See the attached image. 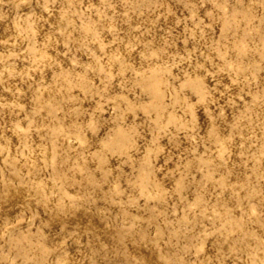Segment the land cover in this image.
Returning a JSON list of instances; mask_svg holds the SVG:
<instances>
[{"label":"rangeland","instance_id":"1","mask_svg":"<svg viewBox=\"0 0 264 264\" xmlns=\"http://www.w3.org/2000/svg\"><path fill=\"white\" fill-rule=\"evenodd\" d=\"M112 7L110 0H61L45 10L37 7L35 0L30 3L14 0L3 9L0 146L7 151L0 161L15 156L17 151L31 155L28 166L36 169L39 176L36 183L44 184L47 180L48 187L54 182L65 184L66 197L75 200L78 195L87 194L86 184H98L99 180L87 168V153L81 151L87 137L72 117L90 113L87 119L91 125V114H97L98 109L108 118L125 101L134 107L133 97L120 87V77L131 76L130 70L137 73L138 83L150 94H155L166 73L178 76L183 70L188 77L184 86L194 94L206 95L208 90H214L212 98L218 103L209 111L213 115L224 111L228 117L224 122L226 129L215 124L209 127L208 136L215 142L202 143L195 159L186 158L190 145L183 140L180 118H173L176 131L166 127L160 141L169 157L175 158V163L169 166L174 183L166 186L159 176L145 168L138 181L144 197L121 199L122 189L117 185L116 192L109 196L110 206L96 208L98 222L113 232L115 226L124 222L147 220L151 224L163 218L170 224L173 221L167 219L166 208L151 217L137 216L130 209L137 205L147 208L149 204L155 208L157 202H166L169 194L175 192L186 205L173 213L180 220L193 226L212 220L229 230L239 227L247 231L244 213L250 214L253 208L258 214L264 213V132L260 130L264 127L260 124L264 121V100H259L258 94H248L247 89L241 100L239 93L233 91L238 84L233 80L240 70L249 68L248 45L243 39L229 42L232 19L221 12V0H208L203 5L200 0H160L150 6L151 10L125 3L121 6L124 11L133 10L123 18L114 16ZM149 32L151 35H146ZM209 33L214 34V40ZM129 52L131 59L126 55ZM148 55L153 59L160 56L161 62L143 60V71L152 79L142 80L141 63L134 61ZM193 66L207 68V79ZM260 75L264 77V72ZM249 116L255 123L249 121ZM129 119L133 117L129 115ZM196 120L204 122L202 111L196 113ZM233 133L238 135L233 138ZM241 137L248 143L243 145L244 151L234 155L233 146ZM173 144L177 149L183 148V152L171 150L169 145ZM224 149L227 151L222 169L219 158ZM41 156L52 164L48 169L53 173L51 177L40 171L45 164L44 159H37ZM73 159L83 162L75 164L79 171L69 177L60 169ZM106 162L99 161V170H103ZM159 163L162 159H158ZM193 163L198 165V174L192 173ZM190 174L196 181L195 188L189 183ZM108 176L105 172V180ZM69 180L81 185L84 192L71 191ZM79 211L77 208L72 215ZM260 219L264 221V216ZM157 257L160 264H171L167 254L160 255L158 251L153 260ZM201 264H220L217 252L205 246Z\"/></svg>","mask_w":264,"mask_h":264},{"label":"clouds","instance_id":"2","mask_svg":"<svg viewBox=\"0 0 264 264\" xmlns=\"http://www.w3.org/2000/svg\"><path fill=\"white\" fill-rule=\"evenodd\" d=\"M20 2L30 3V0ZM60 2L35 0L37 7L45 10ZM110 2L113 15L123 18L133 10L129 8L124 11L121 6L125 3L139 4L151 10L150 6L159 4L160 0ZM200 2L203 5L208 0ZM13 3L14 0H0V19H3V9ZM117 8H121V12H117ZM221 12L232 19L229 42L237 43L243 39L248 45L246 62L249 68L240 70L238 78L233 80L234 84L238 81L233 91L239 93L241 100L245 98V89L248 94H258L259 100H264V77L260 75L264 72V0H221ZM205 14L207 18V9ZM209 35L215 39L213 33ZM126 55L131 59L130 52ZM143 60L161 62V57L153 59L148 55L134 61L141 63L139 79L151 80L152 77L143 71ZM193 68L207 79V68ZM130 71L131 76L120 77V87L133 97L134 107L125 101L108 118L102 115V109H98L97 114H91V125L87 119L90 113L82 114L80 118L72 117L81 125L87 137L86 145L81 148L87 153V168L93 170L99 180L98 184L85 185L87 194L78 195L73 200L66 197L65 184L54 182L48 187L47 180L44 184H37L39 176L36 169L28 166L31 155L25 156L23 151H17L15 156H6L0 161V264H160L158 257L153 260L158 251L160 255L167 254L171 264H201V253L205 246L217 252L220 264H228L229 261L232 264H264V259H261L264 256V221L260 219L264 213L258 214L254 208L250 214L244 213L247 231L239 227L229 230L222 223H213L212 220H204L193 226L173 215L186 205L175 192H171L167 201L157 202L155 208L149 204L147 208L137 205L130 209L137 216L151 217L166 208L167 219L173 221L170 224L165 223L163 218L151 224L147 220L142 223L124 222L115 226L116 231L113 232L106 224L98 222L96 208L110 206L109 196L116 192L117 185L122 189L121 199L144 197L138 181L145 168L159 176L166 186L174 183L169 166L175 163V158L169 157L160 141L166 127L176 131L171 122L173 118H180L184 129L183 140L190 145L186 158L195 159L198 156L196 150L202 143L211 145L215 142L214 138L208 136L209 127L214 124L222 129L227 127L224 122L228 117L223 110L215 115L209 111L213 104L218 103L212 98L214 90H208L206 95L194 94L184 86L188 77L184 76L183 70L178 76L166 73L155 94L142 88L137 73ZM213 71L216 69L213 68ZM198 111L203 112L204 122L197 123ZM129 115L133 119H129ZM248 119L255 123L250 116ZM260 124L264 125V121ZM260 130L264 132V127ZM236 135L238 133H233V138ZM246 143L248 141L244 137L236 140L233 154L244 151L243 145ZM169 148L183 152V148L177 149L174 144ZM6 151L0 146V156H4ZM226 151L224 149L219 158L222 169ZM61 156L67 159L63 153ZM37 159L45 160L40 171L45 177H51L53 173L48 169L52 164L45 157ZM158 159H162V163L157 164ZM100 160L107 161L103 170H99ZM82 162V159L69 160L60 171L72 177L79 171L75 164ZM105 172L109 173L106 180ZM192 173L198 174L195 163ZM189 183L193 188L197 186L191 174ZM67 184L71 191L84 192L81 185L73 184L70 180ZM77 208L80 211L73 216Z\"/></svg>","mask_w":264,"mask_h":264}]
</instances>
